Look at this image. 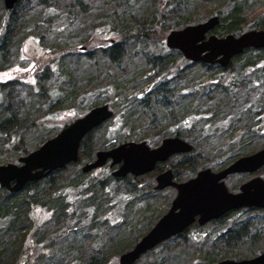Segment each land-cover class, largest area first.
<instances>
[{
	"label": "trees",
	"instance_id": "16d2710c",
	"mask_svg": "<svg viewBox=\"0 0 264 264\" xmlns=\"http://www.w3.org/2000/svg\"><path fill=\"white\" fill-rule=\"evenodd\" d=\"M20 1L21 0L17 1L12 10L9 11L10 13H6V15H9L7 20L3 22V26L1 25L2 19L0 21V31H3L4 34H12V31L9 30L16 24L18 17L14 16V12ZM175 1L174 5H171V2L169 3V11H182L180 6L176 5L179 3V0ZM252 1L253 0H228V3L232 4L229 9L225 12L218 11L214 15L218 17L219 24L215 27L213 33L217 34V32H219L218 36L221 37L227 34L239 35L245 32L242 25H245L246 21L242 19V15L249 6L248 3H252ZM40 2L46 5L49 0H40ZM76 3L80 4L81 1L76 0ZM160 3L158 2L155 5L156 13L152 15V21H148V24H151L155 30L158 29L160 25L159 23H161L160 18L163 19L164 17L173 14L177 16V13H166V8L164 11H162L161 8L159 10V7L161 6ZM48 7L49 4L46 5V8ZM126 7L133 11V13L127 15V19L136 20V15L139 10L136 9V3L128 1V3L126 2ZM178 14L180 15V13ZM178 17L181 18V16ZM209 17L211 16H207L206 18L208 19ZM261 19H255L253 23H251V26H249V29L264 30V18L262 17ZM200 20L201 19H197L192 22V24H197ZM190 23L191 22L183 21L177 27H172L165 31L163 30L162 34L164 35L169 31L182 28ZM27 24L28 21L25 22L22 28H27L29 25ZM35 25L38 28L42 23L36 24L35 22ZM17 27L18 29L16 31L18 34V30L21 29V26ZM126 32L129 31L127 29L126 31L121 30L118 37L120 38L121 35L126 36ZM33 33L35 34L36 31ZM128 40L130 41L127 42ZM149 41L153 42L149 37L148 32L143 33L140 29V33L136 32V35L131 38L121 40L110 39V42H107V46L97 48L96 55L107 60V69L112 65L113 69L121 73L123 68L127 65L125 62H128L132 55L128 51L127 45L134 46V44H138V42L144 43L143 47L131 50L135 57H139L142 60L143 65L141 66V70H138V72L136 70V73H133V75L129 77L131 87L140 91L141 94L140 96L131 99L130 102L133 101V103L125 105V108L131 109L132 112L137 115L139 114V117L142 120L149 119V117L156 118L158 116L162 124L176 126L171 129L168 128V135L163 136L162 139L178 137L192 146L191 152L181 155L182 159L175 164L168 161V167L161 164L156 166L153 172L146 174L145 177L147 178V181L144 186L147 187V189L140 185L143 183L145 177L142 179H140V177L133 178L131 176L115 178L111 175L112 169L110 168H100L89 173H83L80 168L86 163L91 162L93 153L96 149L97 151H103L125 142H131L129 140L130 138L128 139L127 136H125H130L132 133L130 130L131 128L127 126V115L122 114L124 118L123 121L121 120V123L119 122V125V123L116 124V120H113L115 116L113 113L111 119L88 133L83 138L80 143L78 160L76 163H71L62 169L55 170L48 176L36 182L27 183L16 193H11L0 188V239H2V241L3 237L10 238V236L16 235L18 228L22 227L21 224H26L27 220L28 228V224H30L28 212L33 205L46 206L48 208L47 210L50 211L51 216H53L54 211L60 212L55 216V218H57L61 215L64 216L65 212H68L69 209L74 210L75 204L78 201L77 203L80 202L82 203V207L84 206L81 212L83 217L85 219H88V217L93 218V221H96L97 211L101 203L99 200L101 199V196L105 197V201L111 203L113 212L115 210L116 214L114 216L112 215V218H107L105 221L106 224L104 223L101 225L108 230L109 226L114 225L112 221H114L113 218H115V216L120 214L121 211H123V214L130 211V205L122 208L124 205L132 202L141 207L139 203L148 202L151 200V197L158 196L160 191H155L152 188L153 181L154 177L164 169L171 168L174 179L177 182H182L193 177L199 170L210 169L212 171H219L235 159L249 155L252 151L250 152L248 151V148H246V146H248L247 138L250 140V138L255 137L262 140V148H264V57L261 56V54L264 53V49H248L242 55L233 58L228 67L220 68L217 65H209L205 63H198L199 65H197L187 62L177 51L167 50V53H176V60H173L170 57L154 56V54L147 55L149 50L147 43ZM124 42L127 45H124ZM4 46L5 43L0 38V50H2ZM55 50L56 55L60 56L59 62L55 60L56 56H54V62L56 63L57 68L55 71L53 70L61 80V85L59 87V91H61L59 94L54 93V91H43L42 88L35 89L34 86L28 82L29 79H26L29 76V70L18 77L11 78L9 81H0V146L5 151L12 153L16 160L37 149L43 142L50 139L44 138L32 148L28 147L26 142V138L32 132L40 130L46 120H50L52 115L57 112L60 113L64 108L70 106V104H72V102L81 94L82 88L76 84L72 75L68 74L66 71L70 64L66 65L65 62L68 61L70 63V61L76 60L75 58L72 59L74 52L66 54L62 49L58 50L55 48ZM88 53V56L92 55L91 52ZM77 54L79 55V53ZM77 54H75V56ZM141 54H143L144 57H141ZM177 60H183L184 63H186L185 67H192L194 65L199 66V74L203 73L211 75L215 72L213 70L217 69L219 70V73H217L218 78L215 77L210 80L209 86L201 83L195 85L192 90L194 91V95H190L195 97L187 99L186 93H183L181 89L188 88L190 84L193 83V78H197L198 76L186 75L184 77L185 71H182L183 68H180L179 70L175 69L173 73L172 69L174 64H177L175 63ZM104 65L105 64L101 62L99 65L101 67L99 68L102 69ZM93 67L96 68L97 65H93ZM227 70H231L229 71L231 72L229 77H225ZM108 72L110 73V70H108ZM137 75L142 77L146 76V79L134 81ZM177 80H180L179 82H181V84ZM174 81L177 82V88H179L177 94L176 91L173 92V87H175ZM112 82L115 91L118 92L120 84H117L114 80H112ZM125 88H127V86H125ZM240 92H244L246 95L252 94L253 100L248 103L245 102L246 104L244 103L242 108L236 107L235 114L230 116V118H228L229 116L226 117L223 115L221 118L223 120L221 125L214 124V121H218L216 116L217 112L222 111L224 106H229L230 108L238 106L237 97ZM216 98L220 99V101H213ZM214 102L217 106H214ZM193 103L196 105H193ZM101 105H105L102 100L93 104L90 109ZM208 116L211 118H208ZM78 117L80 116L77 115L73 120ZM197 119H200L199 121L202 122L197 124ZM73 120L64 123L60 127H55L54 133L58 132ZM109 122L115 127L107 128L108 131L105 133L104 137L105 143L102 147L93 148L95 143L94 134ZM174 123H176V125ZM37 126L38 128H36ZM237 126L240 128L238 129ZM127 127H129V130L125 133ZM240 130L243 131L242 136L235 140V136L233 135ZM197 132L199 135L196 134ZM211 137L220 138V141H222L221 145L219 144L216 146L214 143L211 144L210 142H217L213 141L212 139L214 138ZM201 145H204L208 151L215 155L223 154L222 152H225V155L227 156L225 162H221L222 160L219 157L220 159L210 160L208 165L204 164L205 162H202V159L197 156ZM183 171L185 174H181L184 175L181 176L180 172ZM95 172L99 174L97 177L94 176ZM90 173H92V175H88ZM30 192H32V194H30ZM146 210H148V208H146ZM146 210L144 209L143 212H146ZM163 212L164 211L160 212L153 219H150L148 223H145L143 229L136 235L134 233L131 236L130 232L128 235H125L124 227L127 225H125L126 222L122 223L124 226L122 229L115 227V230L113 231L117 234L115 237L116 239H114L113 242L114 245L111 247H115V252L119 256L131 250L140 238L145 235L164 214ZM23 215L26 217L22 223H20V218ZM237 215L240 217L238 222H236ZM130 217L128 218L130 219ZM225 221L230 222L229 227L224 231H218V233H215L213 236L211 235L212 238L209 240V245L213 251L205 255L206 264H213L224 259H248L264 251V237L262 236V233H264V210L254 208L241 209L227 213L214 222L221 224ZM108 222L113 224L108 225ZM65 223L66 220L60 222L57 221L56 224L58 229L54 234L63 236V233L70 232V235L73 236V242L76 247L72 251L69 249V251H71L70 255L72 258V264H94L92 256L89 262H84L80 257L78 258V251L82 248L83 243L78 242L74 236L78 237V235H81L85 237L90 233L96 234L98 239L95 238L93 241L96 242L97 240L98 248H96L95 245H91L92 250L96 251L102 246V239L104 242L105 230H103L101 234L100 231L97 230V233H94L92 232L93 230L83 229V226H86L87 223L83 224L82 222H76L78 226L71 229L72 224L65 226ZM98 225H100V223ZM92 228L94 229V227ZM195 228L198 231H201L202 229L200 226H195ZM185 232L186 230L176 237H183ZM197 235H199V232H197ZM211 236L209 234L208 238ZM176 237L171 238L162 244L172 241ZM194 239L196 242L200 240L199 237H195ZM109 241L110 242L106 244L104 249L101 250L103 254L108 249L111 243V238ZM256 244H260L262 247L258 248ZM68 245L72 244L69 243ZM246 248L248 250L247 252L252 256L242 253ZM153 250L149 252H152ZM2 255H4V252H0V260L2 259ZM167 257H169L168 260L172 259L173 262L175 261L174 255H168ZM190 260L186 261L185 264H194L192 261L193 259L191 260L192 263ZM79 261L80 263H78ZM150 264H166V261L154 260Z\"/></svg>",
	"mask_w": 264,
	"mask_h": 264
},
{
	"label": "rangeland",
	"instance_id": "374dc122",
	"mask_svg": "<svg viewBox=\"0 0 264 264\" xmlns=\"http://www.w3.org/2000/svg\"><path fill=\"white\" fill-rule=\"evenodd\" d=\"M80 1L81 3L77 4L76 0H49L46 4H49V7L46 8V5L41 3L40 0H21L14 12V16L18 17L16 24L9 30L12 31V34H4L3 31H0V36H2L0 38L5 43L4 48L0 50V81H9L11 78L18 77L29 70V76L26 79H29L28 82L33 85L35 89L42 88L43 91H54V93L59 94L61 91H59L61 80L54 72L57 68L56 63L54 62V56H56L55 60L57 62L60 61V56L56 55L55 48L58 50L62 49L66 54L73 52L75 54L79 53V55L77 54L76 56L73 53L72 59L75 58L76 60L70 61V63L66 61L65 63L66 65L70 64L68 70H66L68 74H71L73 80L76 81V84L82 88L80 96L77 97L70 106L64 108L60 113L57 112L52 115L50 120H46L40 130L32 132L26 138L28 147H34V145L38 142L40 143L44 138L54 137L59 132L54 133L55 127L62 126L64 123L73 120L77 115H84L93 104H96L101 100L115 114L113 120H116V124L119 122L121 123V120L123 121L124 117L122 114L127 115V126L131 128L130 130L132 133L130 136H125H127L128 139L130 138V141L140 142L145 140L148 146H157L161 142L163 136L168 135L167 129L176 126L162 124L158 116L156 118L149 117V119L142 120L139 117V114L137 115L133 113L131 109L125 108V105L133 103V101L130 102L131 99H134V97H138L141 94L140 91L131 87L129 77L132 76L133 73H136V70L137 72L138 70H141V66L143 65L142 60L139 57H135L131 50L143 47L144 43L138 42V44L135 43L134 46H129L124 42V45H127L128 51L132 55L130 56L129 61L125 62L127 65L123 68L121 73L113 69L112 65L107 69V60L103 57H101V59L100 56L98 57L96 55L97 48L107 46V42L110 39L121 40L131 38L136 35V32L140 33L141 29V32L143 33L148 32L149 37L153 40V42L149 41L147 43V46L149 47V53L147 52V55L154 54V56L170 57L171 59L176 60V53H167V50L164 47L166 33L163 35L162 31L177 27L183 21L191 22L189 25L197 19H201L200 22H202L207 19V16L215 15L218 11L225 12L232 4L228 3V0H179V3L176 5L180 6L182 11L179 12L174 10L173 12L169 11V3L171 2V5H174L176 2L175 0ZM128 1L136 3V9H139L137 12L138 14L136 15V20L127 19V15L133 13L132 10L126 7V2L128 3ZM156 2H161L159 10L161 8L162 11H164L166 8V13H177V16L173 14L166 16L163 19L160 18L161 23H159L160 25L158 29L155 30L151 24H148V21H152L151 17L156 13ZM248 4L249 6L242 15V19L246 21L245 25H242L245 31L250 30L249 26H251V23H253L255 19L264 18V0H253L252 3ZM9 11L4 8L3 0H0V21L2 19V26L3 22L8 18L9 14L6 15V13H10ZM178 13H180V15ZM178 16H181V18ZM26 21H28L29 25L27 24V28H22ZM35 22L36 24L42 23V25H39L40 27L37 28ZM17 26H21V29L18 30V34L16 31L18 29ZM125 28L129 32L125 33L126 36L121 35L119 38L118 34L121 30L126 31ZM34 31H36L35 34L33 33ZM218 33L219 32H217V34L214 33V35L218 36ZM129 41L130 40L127 42ZM80 47H84V49L81 50ZM88 52H91L92 55L88 56ZM261 56L264 57V53L261 54ZM141 57H144V55L141 54ZM101 62L105 64L102 69L99 68L101 67L99 66ZM175 63L177 64H174L172 69L173 73L175 69L179 70L180 68H183L182 71H185L184 77L186 75L198 76L197 78H193V83L190 84L188 88H180L183 93H186L187 99L195 97L193 96L194 91H192L195 85L201 83L209 86L210 80L215 77L218 78L217 73H219V70L217 69L213 70L215 71L213 74L206 75L203 73L199 74L200 69L199 66H197L199 65L198 63H195L197 65L192 67H185L186 63H184L183 60H177ZM93 65H97V67L95 68ZM108 70H110V73ZM229 71H226L225 77L231 75V72ZM141 79H146V76L142 77L137 75L134 81H140ZM112 80L116 81L117 84H120L118 92L115 91ZM174 83L175 87H173V92L176 91L177 94L179 92V88H177L178 84L176 81H174ZM179 83L181 84V82ZM125 86H127V88H125ZM191 94L193 95L190 96ZM237 98L238 106L232 108L224 106L222 111L217 112L216 116L218 121H214V124L221 125L223 121L221 118L223 115L226 117L229 116L228 118H230V116L235 114L236 107L242 108V105H244L245 102L248 103L253 100L252 94L246 95L244 92H240ZM216 100L220 101V99L217 98L213 101ZM193 105L196 104L193 103ZM214 106H217L215 102ZM208 118L211 117L208 116ZM199 120L200 119L196 120L197 124L202 122ZM174 124L176 125V123ZM110 127L115 126L111 125L109 122L94 134L95 143L93 148L102 147L105 143V133L108 131L107 128ZM129 127L125 129V133H127ZM36 128H38V126ZM237 128L239 129L240 127L237 126ZM240 131L233 135L235 136V140L242 136L243 131ZM196 134L199 135L198 132ZM211 138H214L212 139L213 141H217L210 142L211 144L214 143L216 146L219 144L221 145L222 141H220V138ZM246 140L248 141V146H246V148H248V151H252L250 154L263 149L262 140L255 137L250 138V140L247 138ZM96 151L97 149L93 153L91 162L95 158ZM222 153L223 154L215 155L208 151L204 145H201L197 156L202 159V162H205L204 164L208 165V162L212 159L217 160L221 158V162H225L227 156L225 155V152ZM171 158L169 161L173 164L182 159L181 155ZM108 163L101 167V169L109 168ZM167 163H165V167H168L169 164ZM6 164H17V160L12 153L5 151L0 146V166ZM94 174L96 177L99 175L96 172ZM181 174H185L184 171L180 172V175ZM88 175H92V173ZM255 176H260L264 179V167L252 175H232L226 178L224 182L229 192L236 193L239 191L238 189L242 183ZM144 177L145 175L141 176L140 179ZM146 181L147 178L145 177L143 183L140 185L144 186ZM154 186L155 181H153V189ZM145 189H147V187H145ZM30 194H32V192H30ZM175 195V191L168 188L160 191L158 196L151 197V200L148 202L139 203L141 207L132 202L127 203L122 208L130 205V211L124 214L123 211H121L120 214L115 216V218H113L114 221H112L114 225L109 226L108 230L101 225L104 223L106 224L105 221L107 218H112V215L114 216L116 214L115 210L113 212L111 203L105 201L104 196H101V199H99L101 203L97 211L96 221H93V218L88 217V219H85L83 217L81 212L84 206L82 207V203L80 202L77 203L78 201L75 204L74 210L69 209L68 212H65L64 216L61 215L57 218H55V216L60 212L54 211L53 216H51L50 211L47 210L48 208L46 206L33 205L28 212L30 220L28 228L27 220L26 224H21L22 227L18 228L16 235L10 236V238L3 237V241L0 239V252H4L0 264H72L70 252L76 247L73 242V236L70 235V232L63 233V236L54 234L58 229L56 222L64 220H66V223L64 224L65 226L72 224L71 229L78 226L76 222H82L83 224L87 223L86 226H83V229L93 230L92 232L94 233H97V230L100 231L101 234L102 231L105 230L104 242L101 237L102 246L96 251H93L91 248V245H95V247L98 248L97 240L96 242L93 241L95 238L98 239L96 234L90 233L85 237L81 235H78V237L74 236L78 242L83 243L82 248L78 251V258L80 257L84 262H89L92 256L94 264H118L119 255L115 252V247H111L114 245V239H116L115 237L117 233L113 231L115 230V227L122 229V227H124L122 223L126 222L125 225H127L124 227L125 235H128L129 232L131 233V236L134 233L136 235L143 229L145 223H148L150 219H153L162 211H164L163 213L167 212ZM146 208H148V210H146ZM144 209L146 212H143ZM25 217L26 216L23 215L20 218V223H22ZM128 217H130V219ZM239 219L240 217L237 215L236 222H238ZM97 223H100V225ZM113 223L108 222V225ZM229 223V221H225L221 224H217L216 222L211 221L201 226V231H198L195 228V226H198L197 224L191 225L186 229L183 237L175 236L176 238L174 240L158 245L152 252L143 255L135 264H150L154 260H165L166 264H185V262L190 259H193L192 261L194 264H206L205 255L213 251L209 245V240L215 233H218V231H224L229 227ZM92 227H94V229ZM197 232H199V235H197ZM209 234L210 236L212 235L210 238H208ZM262 236L264 237V233H262ZM195 237H199L200 240L196 242L194 239ZM110 238L111 243L107 249L108 251L106 250L103 254L101 250H103L106 244L110 242ZM69 243L72 245H68ZM256 246L258 248L262 247L260 244H256ZM69 249H71V251H69ZM247 251L246 248L242 253L252 256ZM171 254L175 257L174 262L172 259L168 260L169 257L167 256H172ZM78 263H80V261Z\"/></svg>",
	"mask_w": 264,
	"mask_h": 264
},
{
	"label": "water",
	"instance_id": "95a60500",
	"mask_svg": "<svg viewBox=\"0 0 264 264\" xmlns=\"http://www.w3.org/2000/svg\"><path fill=\"white\" fill-rule=\"evenodd\" d=\"M17 1L3 0L4 8L12 10ZM218 23V17H211L203 23L172 30L165 37V45L168 49L179 51L193 63H216L221 67H227L233 57L241 55L246 49H264V30H249L238 36L228 34L217 38L211 35L206 38V34ZM112 114L107 105L94 107L37 149L20 157L17 164L1 165L0 188L16 193L27 183L36 182L55 170L76 163L82 139L109 120ZM191 150L192 146L178 137L166 138L156 148H150L145 142H126L109 150L97 151L94 161L85 164L81 170L88 173L103 167L110 160V167L117 166L111 173L113 177H139L153 171L158 163L174 155L190 153ZM262 167L264 148L234 160L219 171L200 170L185 182L173 181L170 169L157 175L155 189L161 191L171 187L176 191L175 198L167 212L133 248L119 256L118 264H134L142 255L181 234L194 223L203 226L243 208L264 209L263 178H251L241 184L236 193L229 192L224 182L231 175L253 174ZM215 264H264V252L250 259H224Z\"/></svg>",
	"mask_w": 264,
	"mask_h": 264
},
{
	"label": "flooded vegetation",
	"instance_id": "af4514ba",
	"mask_svg": "<svg viewBox=\"0 0 264 264\" xmlns=\"http://www.w3.org/2000/svg\"><path fill=\"white\" fill-rule=\"evenodd\" d=\"M217 66H218V65H217ZM164 165H165V164H164ZM164 170H165V169H164ZM161 172H162V171H161ZM196 174H197V173H196ZM196 174H195V175H196ZM245 174H246V173H245ZM195 175H194V176H195ZM235 175H237V174H235ZM248 175H252V174H248ZM194 176H193V177H194ZM231 176H232V175H231ZM229 177H230V176H229ZM191 178H192V177H191ZM227 178H228V177H227ZM189 179H190V178H189ZM187 180H188V179H187ZM242 184H243V183H242Z\"/></svg>",
	"mask_w": 264,
	"mask_h": 264
}]
</instances>
